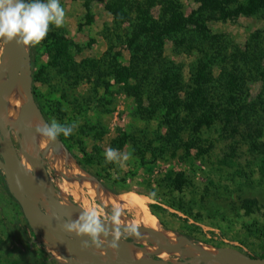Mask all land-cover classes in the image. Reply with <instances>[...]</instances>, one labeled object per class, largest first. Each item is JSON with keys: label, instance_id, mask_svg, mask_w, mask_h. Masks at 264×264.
Here are the masks:
<instances>
[{"label": "rangeland", "instance_id": "1", "mask_svg": "<svg viewBox=\"0 0 264 264\" xmlns=\"http://www.w3.org/2000/svg\"><path fill=\"white\" fill-rule=\"evenodd\" d=\"M248 2L60 0L64 25L25 49L36 107L47 123L77 124L60 137L70 153L56 141L88 177L115 195L142 194L162 228L191 245L264 258V6L236 13ZM3 128L18 153L22 133ZM109 147L130 159L106 164ZM39 162L45 177L35 211L46 212L49 187L73 221L90 208L108 215L112 206L97 200L84 205L70 191L57 197L61 176L42 152ZM4 168L0 152V264L87 263L51 254L56 240L28 224ZM122 241L152 245L138 235ZM165 250L168 263L207 264Z\"/></svg>", "mask_w": 264, "mask_h": 264}, {"label": "bare ground", "instance_id": "2", "mask_svg": "<svg viewBox=\"0 0 264 264\" xmlns=\"http://www.w3.org/2000/svg\"><path fill=\"white\" fill-rule=\"evenodd\" d=\"M15 62V48L3 42L0 50V82L3 81L4 73L13 69ZM25 71L23 68L17 75L15 82L0 92V121L3 125L10 124L12 128L22 133L18 154L27 174L24 191L32 205L37 202L43 190L42 179L45 175L39 162L42 152L43 156L50 161L56 168L57 174L62 178V183L58 185L57 197H63L65 200L67 196L65 192L70 191L73 198L76 201H82L84 205H88L89 199H93L103 206L119 205L131 215L130 217H123L124 224L135 225L138 228L141 243H144L143 240L145 241L146 238L152 243V245L135 246L133 242L124 241V248L131 259L135 261L145 260L150 253H157L161 258L167 259L168 252L165 249L171 250L179 257L189 256L195 258L199 257L204 250L212 249L207 245H191L174 232L163 229L157 217L149 210L148 199L142 194L128 191L115 195L107 192L97 181L88 177L87 173L74 160L71 161L68 158L70 156H65V153L66 155L69 154L66 150L63 151L57 141L47 142L40 137L33 125L36 122L44 124V121L37 108H32L25 97ZM20 99L28 104L22 103ZM4 111L8 116H5ZM18 175L19 173L14 167H9L11 180L16 179ZM47 192L54 195L53 189L49 187ZM42 200L46 212L50 213L51 205L48 198L43 197ZM62 205L64 207L63 213L67 215L69 220L73 221L77 215L67 208L66 202H63ZM42 225L44 233L55 235L60 233V227L55 222H45ZM50 243L56 245L50 247V252L54 257L66 260L71 257V254L74 255L68 242L56 240ZM75 249L76 253L83 259L82 263L94 262L97 259V264H117L121 257L119 248L118 251L113 252L107 245L102 250H97L94 246L91 248L77 246ZM230 258L237 259L238 255L232 254ZM202 260L207 264H225L223 261L209 258L208 255L204 256Z\"/></svg>", "mask_w": 264, "mask_h": 264}, {"label": "clouds", "instance_id": "3", "mask_svg": "<svg viewBox=\"0 0 264 264\" xmlns=\"http://www.w3.org/2000/svg\"><path fill=\"white\" fill-rule=\"evenodd\" d=\"M64 22L65 10L60 0H0V41L11 42L15 39L18 45L37 47L48 36L50 26L60 28ZM33 126L47 142H54L61 136L70 137L77 128L76 123H60L55 119L44 124L36 122ZM130 155L109 147L104 152V160L106 164L128 161ZM124 216L125 211L119 205H113L106 217L95 208H90L75 221L66 219L63 228L77 237L86 236L88 241L83 245L85 248L94 246L102 250V246L107 245L116 252L122 239L139 235L135 225L124 224ZM108 237L112 238L110 243Z\"/></svg>", "mask_w": 264, "mask_h": 264}, {"label": "water", "instance_id": "4", "mask_svg": "<svg viewBox=\"0 0 264 264\" xmlns=\"http://www.w3.org/2000/svg\"><path fill=\"white\" fill-rule=\"evenodd\" d=\"M4 43L15 48L16 62H15L13 69L10 71L9 75L2 82H0V92L6 89L11 84H13L17 78V75L24 68L27 72V100H28L29 105L32 108H37L34 97H33V93L30 87V71H29V67H27L28 57H27L25 46L18 45L15 39L11 42H4ZM6 135L7 134L4 131L3 124L0 121V152L2 154L3 161H4V166H5L4 171L6 175V181L9 187L12 190H14L15 192L14 196L21 207V210L23 212L25 219L27 220L31 228L37 234L43 236L44 238L52 239V240H63L65 242H68L74 256L80 262H82L83 259L76 253L75 247L83 246L84 243L88 241L87 237L86 236L77 237L74 233L69 234L64 231L63 225L67 218H65V216L62 214L61 203L53 195H49V204L51 205L50 213L37 212L35 211V209H33L24 191V184H25L26 176H27L26 171L21 164V159L19 157V154L15 151H13L12 153L9 151L7 142H6ZM9 167H14L18 171L19 175L16 179L11 180V178L9 177ZM51 221L56 222L60 225V228L62 230L61 233L57 235L47 234L36 228V223L51 222ZM111 239H112L111 237H108L109 243L111 242ZM126 242H130V241H126ZM118 248L120 249L119 253L121 257L117 264H171V263L164 261V259L153 260L151 258H147L145 260L135 261L131 259L126 253L122 240L118 242ZM232 252L238 255L237 259L233 260L230 258L229 255ZM206 255H209L211 259H214L216 261H223L225 264H264V258H251L237 251L216 252L212 250H208V251L204 250L199 257H196V259L201 260ZM96 260L97 259H95L94 262H87L85 264H97ZM192 263L193 262L191 261L189 264H192ZM180 264H184V263H180Z\"/></svg>", "mask_w": 264, "mask_h": 264}, {"label": "trees", "instance_id": "5", "mask_svg": "<svg viewBox=\"0 0 264 264\" xmlns=\"http://www.w3.org/2000/svg\"><path fill=\"white\" fill-rule=\"evenodd\" d=\"M262 6H264V1H262V0H249V2L246 3L245 6H241V7H239V9L236 11V13L250 14V13H253L254 11H256L258 8H260V7H262ZM225 14H228V15H229L230 13H225ZM38 108L40 109V111H41V113H42V117H43L44 121L47 123V119H46V117H45V114H44L43 110L41 109L40 106H38ZM57 140L60 141V142L63 144V146L65 147V149L68 151V147H67V145H66L64 142H62V140L60 139V137L57 138ZM68 152H69V151H68ZM69 153H70V152H69ZM70 155H71V154H70ZM71 157L75 160L76 164H77L81 169L85 170V168L81 165V163H80L78 160H76V159L74 158V156L71 155ZM259 169H260L261 173L264 175V161H262V162L260 163ZM87 173H89V172L87 171ZM89 174H90V173H89ZM95 176L98 178V175H95ZM98 181H100V180L98 179ZM100 182H101V181H100ZM108 191H110L111 193H114V191H113L112 189H109V188H108ZM137 193H138V192H137ZM114 194H117V193H114ZM152 206H153V205H152ZM152 213H153V211H152ZM153 215H155V216L157 217V219H158L160 225H161L163 228H165L163 222L160 221V219L158 218V216H157L155 213H153ZM185 237L188 238V239H190L188 236H185ZM261 257H264V256H261ZM41 264H46V263H41Z\"/></svg>", "mask_w": 264, "mask_h": 264}, {"label": "flooded vegetation", "instance_id": "6", "mask_svg": "<svg viewBox=\"0 0 264 264\" xmlns=\"http://www.w3.org/2000/svg\"><path fill=\"white\" fill-rule=\"evenodd\" d=\"M61 204H63V203H61Z\"/></svg>", "mask_w": 264, "mask_h": 264}]
</instances>
